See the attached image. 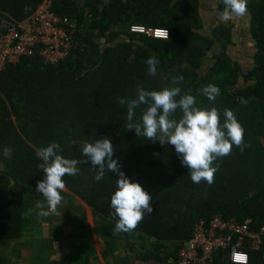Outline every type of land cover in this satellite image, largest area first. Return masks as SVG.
<instances>
[{
  "label": "trees",
  "instance_id": "obj_1",
  "mask_svg": "<svg viewBox=\"0 0 264 264\" xmlns=\"http://www.w3.org/2000/svg\"><path fill=\"white\" fill-rule=\"evenodd\" d=\"M42 1L0 0V33ZM51 1L57 15L77 26L70 56L55 66L22 58L0 72V239L22 236L24 197L44 177L36 150L56 142L60 155L83 160L80 143L101 138L112 142L121 171L152 195L153 209L135 230L114 233L110 199L118 176L108 171L97 182L91 164L81 163L77 175L63 177L66 190L108 220L102 230L105 257L126 264L119 258L129 249L139 260L158 259L164 242H178L180 249L195 222L218 213L248 225L250 233L258 231L264 221V0H247L256 50L247 70L231 54L234 24H222L215 14L217 23L205 32L200 0H86L83 7L74 0ZM217 6L222 13L223 0ZM133 24L168 29L170 38L131 34ZM150 57L159 62L155 76L148 73ZM173 76H183L177 86L182 95L196 98L197 107H216L221 121L228 108L244 128L246 147L233 146L230 155L214 162L211 185L191 181L174 146L126 129L127 106L119 99L135 98L138 85L161 90ZM209 84L220 89L215 102L200 91ZM143 109L135 110L133 122ZM6 147L11 158L3 155ZM136 236L150 241L152 250ZM244 251L248 264H264V241L257 250L245 246ZM170 257L176 260L177 253ZM215 264L232 263L219 253Z\"/></svg>",
  "mask_w": 264,
  "mask_h": 264
},
{
  "label": "clouds",
  "instance_id": "obj_2",
  "mask_svg": "<svg viewBox=\"0 0 264 264\" xmlns=\"http://www.w3.org/2000/svg\"><path fill=\"white\" fill-rule=\"evenodd\" d=\"M224 11L221 19L227 21L233 16H244L247 13V0H223ZM148 73L157 74L158 60L150 57L146 60ZM183 81V76H173L170 86L161 90H147L138 85L135 98H120L119 103L127 106L126 129L135 130L137 137H144L161 146H174L182 166L188 169V175L193 183L202 181L211 185L217 167L214 162L231 154L233 146L243 151L244 128L238 122L234 112L228 108L223 110V120L216 107L210 109L196 106V98L184 93L177 86ZM201 93L211 102L220 95V89L209 84L203 87ZM179 97V98H178ZM144 106L139 122H133L135 110ZM179 110V119L175 118ZM60 144L49 143L46 147L36 150V156L41 161L38 167L44 173L42 180L37 182L36 191L42 193L45 205H38L40 217L55 214L66 189L63 179L66 175L75 176L79 173L78 165L91 164L96 171L94 179L99 182L108 171L118 176L116 189L111 195L110 213L116 218L114 233H128L137 228L145 214H151L152 195L138 182H132L121 171L118 159H113L114 148L108 138L95 139L94 142H81L79 151L85 159H68L59 153ZM5 158H11V148H4ZM155 155V154H154Z\"/></svg>",
  "mask_w": 264,
  "mask_h": 264
},
{
  "label": "crops",
  "instance_id": "obj_3",
  "mask_svg": "<svg viewBox=\"0 0 264 264\" xmlns=\"http://www.w3.org/2000/svg\"><path fill=\"white\" fill-rule=\"evenodd\" d=\"M74 1L80 7L86 2ZM102 1L107 4L109 0ZM217 5L218 0H200L204 31L207 32L217 23L215 14L222 24H234L232 57L242 64L244 70L250 69L253 67L252 58L256 50L251 40L249 11L244 16H233L224 21L221 13L214 11ZM61 195L68 199L65 203L67 205L64 206L61 202L55 214H51L46 220L34 221L25 219L23 215L22 236L0 239V264H64L63 260H67L66 264H114L111 257L103 255L106 238L102 230L108 220L96 214L68 190L65 189ZM143 242L142 245L152 250L150 241ZM177 244L178 242H164L157 252L158 259L148 261L137 259L127 249L123 251L124 260H128L126 264H176L175 259L167 257L177 253Z\"/></svg>",
  "mask_w": 264,
  "mask_h": 264
},
{
  "label": "built area",
  "instance_id": "obj_4",
  "mask_svg": "<svg viewBox=\"0 0 264 264\" xmlns=\"http://www.w3.org/2000/svg\"><path fill=\"white\" fill-rule=\"evenodd\" d=\"M131 34L168 40L170 32L133 24ZM77 26L67 17L53 11L52 1L43 0L23 20L0 33V72L16 65L22 58H39L44 64L58 65L65 61L74 47ZM248 225L236 218L214 214L195 222L191 238L178 250L176 264H215L219 253H226L232 264H248L244 247L257 250L264 241V221L258 231L248 232Z\"/></svg>",
  "mask_w": 264,
  "mask_h": 264
},
{
  "label": "rangeland",
  "instance_id": "obj_5",
  "mask_svg": "<svg viewBox=\"0 0 264 264\" xmlns=\"http://www.w3.org/2000/svg\"><path fill=\"white\" fill-rule=\"evenodd\" d=\"M214 11L218 12V9L215 8ZM63 199L64 200H62V204H64V206H66L67 204H65V203H66V200H68V199L66 197H63ZM38 205H45L44 210H46V202H45L44 198L42 197V193H39L36 191V189H34L30 193H28L24 197V200H23V215H24L25 219H29V220L33 219V221L34 220H46L47 219L48 216L47 217H40L38 215V213L41 211V208L38 207ZM136 239H137L136 241L138 244L144 243L143 241L145 240L143 238H137V236H136ZM122 259L124 260V252H122V257L119 258V260H122ZM66 261L67 260H63L64 264L68 263ZM114 264H119V263L114 261Z\"/></svg>",
  "mask_w": 264,
  "mask_h": 264
},
{
  "label": "water",
  "instance_id": "obj_6",
  "mask_svg": "<svg viewBox=\"0 0 264 264\" xmlns=\"http://www.w3.org/2000/svg\"><path fill=\"white\" fill-rule=\"evenodd\" d=\"M243 101H244V99H243ZM12 183L14 184V181H12Z\"/></svg>",
  "mask_w": 264,
  "mask_h": 264
}]
</instances>
